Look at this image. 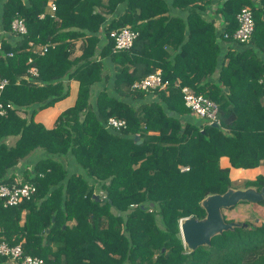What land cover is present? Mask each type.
Returning <instances> with one entry per match:
<instances>
[{"label": "trees", "instance_id": "obj_1", "mask_svg": "<svg viewBox=\"0 0 264 264\" xmlns=\"http://www.w3.org/2000/svg\"><path fill=\"white\" fill-rule=\"evenodd\" d=\"M244 6L248 42L232 38ZM1 24L16 37L0 39V100L11 104L0 115V182L36 189L16 205L0 196V241L42 264H264V222L243 221L194 249L179 227L204 216L207 194L231 186L221 156L237 168L264 165V0H3ZM122 26L138 33L113 51L109 32ZM156 68L164 88H132ZM72 79L73 104L50 127L35 120ZM182 86L216 101L220 127L192 115ZM109 116L125 128L106 127ZM249 185L260 189L264 175Z\"/></svg>", "mask_w": 264, "mask_h": 264}, {"label": "built area", "instance_id": "obj_2", "mask_svg": "<svg viewBox=\"0 0 264 264\" xmlns=\"http://www.w3.org/2000/svg\"><path fill=\"white\" fill-rule=\"evenodd\" d=\"M52 8H54V5H52ZM237 19L239 24L236 30L233 32L232 38L235 41L238 40L242 42H248L251 39L254 29V20L250 8L247 6L242 7L237 14ZM11 27L16 33H25L26 31V26L22 18H14L12 20ZM137 33L138 32L136 30H133L127 26H122L118 29H112L109 32V35L114 39L112 50L117 51L120 49L129 48L132 45ZM225 36H227V33H225ZM46 48V44L40 45L38 47V51L43 53ZM28 60L31 61V58ZM27 71L31 76H37V68L34 65H30ZM7 82L8 81L6 78L1 79L0 88H2ZM167 83L168 80L162 78L161 69L156 68L154 71L148 73L144 77L135 80L131 86L134 89L164 88ZM181 91L185 105L190 108L193 114L205 119V121L208 122L213 120L218 121L216 118L218 105L215 100L202 93L194 92L188 86H182ZM10 106V103H4L0 100V115H4L7 111V108ZM105 126L120 130L121 128H125L126 121L123 118L109 116L106 120ZM187 168V166H184L181 169ZM35 189V185L28 181L19 185L16 183L7 184L0 182V196L3 198L4 205L18 204L22 199L29 198L32 193H34ZM0 254L9 258L8 264H42L43 262L40 257L24 253L20 243L10 245L4 240L0 241Z\"/></svg>", "mask_w": 264, "mask_h": 264}, {"label": "water", "instance_id": "obj_3", "mask_svg": "<svg viewBox=\"0 0 264 264\" xmlns=\"http://www.w3.org/2000/svg\"><path fill=\"white\" fill-rule=\"evenodd\" d=\"M216 127H220L218 121L210 122ZM135 135V139L138 138ZM94 196H96L94 194ZM264 200V185L258 189L254 185L245 187H228L224 192L207 194L201 205L205 210L204 216H186L180 223L181 237L188 248L194 249L198 245L209 244L211 237L234 226L245 225V222L230 220L226 221L222 214V208H229L240 201L259 202Z\"/></svg>", "mask_w": 264, "mask_h": 264}, {"label": "crops", "instance_id": "obj_4", "mask_svg": "<svg viewBox=\"0 0 264 264\" xmlns=\"http://www.w3.org/2000/svg\"><path fill=\"white\" fill-rule=\"evenodd\" d=\"M2 2H3V0H0V39H1L2 35L3 36L5 35L8 39H10V41H15L16 35H14L11 32H6L2 29V24H1ZM216 23L219 26V22H216ZM79 41L80 40L77 39L74 42L73 54H78V53H75V50L77 48H79ZM233 45H235V44H233ZM34 78H35V76H34ZM34 80L36 81V79H34ZM100 83H97L96 86L99 85ZM77 87H78L77 86V80H75V79L70 80L69 94L67 96H65L64 98L56 101L53 105H49L47 107H44V108L38 110L34 116L35 120L41 121L47 127L52 126L57 114L62 109H64L65 107L73 104V102L75 100V96H76ZM20 114L25 115V113L23 111H20ZM197 117H199V116H197ZM38 154L39 153L37 151H34L30 156H28L26 158V160L30 162V160L36 159ZM220 162H221L222 166H229L230 167L229 175H230V179H231V183H232L231 185H234L233 181H236V180L239 181L242 179L243 180L253 179L256 176V174H259V173L264 175V165H258L254 168H237V167H233L230 165L227 156H221ZM22 168H23V165H20L19 167L15 168L16 170L14 172H16L17 177L21 176L20 173H21ZM68 168H69V170H72V171L80 169L79 166L75 163H70L68 165ZM232 187H235V186H232ZM241 203H243V202H239V204H241Z\"/></svg>", "mask_w": 264, "mask_h": 264}, {"label": "rangeland", "instance_id": "obj_5", "mask_svg": "<svg viewBox=\"0 0 264 264\" xmlns=\"http://www.w3.org/2000/svg\"><path fill=\"white\" fill-rule=\"evenodd\" d=\"M80 43V41H79ZM74 52V51H73ZM80 50L77 48L75 53H79ZM197 117L195 114H193ZM200 118V117H197ZM20 164L17 166L19 167ZM246 180L233 181L235 187H245ZM232 184V183H231ZM103 194V192H102ZM97 197V195L95 196ZM243 202L241 204L236 203L233 207L222 208V214L225 218L235 221H248L251 224H260L264 222V201L263 202Z\"/></svg>", "mask_w": 264, "mask_h": 264}]
</instances>
